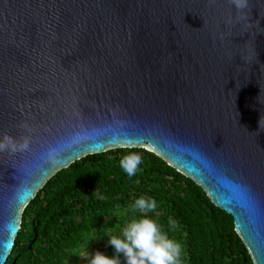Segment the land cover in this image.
Returning <instances> with one entry per match:
<instances>
[{
    "label": "water",
    "instance_id": "1",
    "mask_svg": "<svg viewBox=\"0 0 264 264\" xmlns=\"http://www.w3.org/2000/svg\"><path fill=\"white\" fill-rule=\"evenodd\" d=\"M4 134L31 145L0 152V264L51 177L136 147L197 183L264 264V0H0Z\"/></svg>",
    "mask_w": 264,
    "mask_h": 264
},
{
    "label": "trees",
    "instance_id": "2",
    "mask_svg": "<svg viewBox=\"0 0 264 264\" xmlns=\"http://www.w3.org/2000/svg\"><path fill=\"white\" fill-rule=\"evenodd\" d=\"M142 156L129 178L119 160ZM153 197L155 212L133 209L139 197ZM155 218L181 245L179 264H253L237 234L233 217L215 206L205 191L155 153L117 148L89 154L58 171L26 206L21 229L6 264H69L83 246L103 245L116 255L109 236L122 237L124 225L140 216ZM177 226L170 230L169 220ZM121 264H125L120 254Z\"/></svg>",
    "mask_w": 264,
    "mask_h": 264
},
{
    "label": "clouds",
    "instance_id": "3",
    "mask_svg": "<svg viewBox=\"0 0 264 264\" xmlns=\"http://www.w3.org/2000/svg\"><path fill=\"white\" fill-rule=\"evenodd\" d=\"M231 3L237 11L242 12L248 7L249 0H231ZM24 127L31 131L29 125L25 124ZM79 139L80 137L77 136L62 146H49L42 153L41 160L45 164H60L62 152L70 149ZM30 145L29 136L17 140L9 134H4L0 138V152H24L29 150ZM142 163V156L135 151L125 153L119 160L120 168L129 178L137 174ZM157 208L158 202L153 197L141 196L134 201L133 205V209L140 213L155 212ZM169 225L170 230H174L177 222L170 219ZM109 243L116 251L113 257L99 251H96L94 255L85 252L80 257L87 260L88 264H121L120 254H123L125 264H179L182 252L180 243L169 238L155 218L143 215L131 219L124 225L122 237L109 236Z\"/></svg>",
    "mask_w": 264,
    "mask_h": 264
},
{
    "label": "rangeland",
    "instance_id": "4",
    "mask_svg": "<svg viewBox=\"0 0 264 264\" xmlns=\"http://www.w3.org/2000/svg\"><path fill=\"white\" fill-rule=\"evenodd\" d=\"M97 246H99L100 249H102V254H107V250L103 248V245L98 244ZM98 251L96 246H91V245H87V246H83L81 248V251L74 256V258L71 260V262L69 264H88L87 260H85L84 258L80 257V255L84 254L85 252H89L90 255H94L95 252Z\"/></svg>",
    "mask_w": 264,
    "mask_h": 264
}]
</instances>
